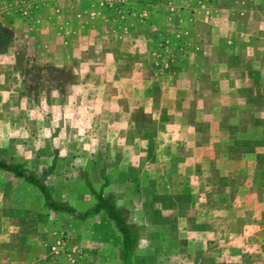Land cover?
Listing matches in <instances>:
<instances>
[{"label":"rangeland","instance_id":"obj_1","mask_svg":"<svg viewBox=\"0 0 264 264\" xmlns=\"http://www.w3.org/2000/svg\"><path fill=\"white\" fill-rule=\"evenodd\" d=\"M260 2L0 0V264H264Z\"/></svg>","mask_w":264,"mask_h":264},{"label":"trees","instance_id":"obj_2","mask_svg":"<svg viewBox=\"0 0 264 264\" xmlns=\"http://www.w3.org/2000/svg\"><path fill=\"white\" fill-rule=\"evenodd\" d=\"M53 167L54 165H51L47 172H44L41 176H36L22 164L8 163L7 161L0 159V169L23 178L25 181L35 186L43 196L45 205L49 209L53 211L75 213V208L65 203L56 202L51 197L49 188L45 184V178L51 172ZM102 179L103 182L98 190L94 189L90 182H87V186L96 201L89 209L81 214L78 213L77 217L83 221L86 218L93 217L100 212H103L121 234L120 259L122 264H132L131 256L137 241L136 232L133 229L132 224L126 219L125 210L115 204L111 195H104V189L108 186V178L107 176L102 175Z\"/></svg>","mask_w":264,"mask_h":264},{"label":"crops","instance_id":"obj_3","mask_svg":"<svg viewBox=\"0 0 264 264\" xmlns=\"http://www.w3.org/2000/svg\"><path fill=\"white\" fill-rule=\"evenodd\" d=\"M259 4H262L261 7L264 9V3H263V2H260ZM256 7H257V5H256ZM221 37H222V36H221ZM136 38H137V37H136ZM221 40H223V41L226 40V41H227V39L224 38V37H223ZM141 41H142V39H141ZM6 56H7V55H6ZM12 56H14V55H12ZM178 106H179V105H178ZM154 121H156L155 118H154ZM223 121H224V118H223V119H220V123H222Z\"/></svg>","mask_w":264,"mask_h":264},{"label":"water","instance_id":"obj_4","mask_svg":"<svg viewBox=\"0 0 264 264\" xmlns=\"http://www.w3.org/2000/svg\"><path fill=\"white\" fill-rule=\"evenodd\" d=\"M76 213V212H75Z\"/></svg>","mask_w":264,"mask_h":264}]
</instances>
